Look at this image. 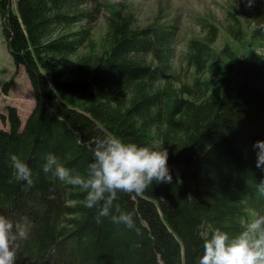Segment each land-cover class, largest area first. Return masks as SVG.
Masks as SVG:
<instances>
[{
    "label": "trees",
    "instance_id": "obj_1",
    "mask_svg": "<svg viewBox=\"0 0 264 264\" xmlns=\"http://www.w3.org/2000/svg\"><path fill=\"white\" fill-rule=\"evenodd\" d=\"M227 12L220 48L213 21L187 41L182 59L193 77L179 83L174 23L137 25L131 7L107 0H0L14 76L24 70L35 99L23 128L16 107L1 116L8 129H0V215L28 230L15 264H197L214 229L231 238L264 215L253 149L264 141V0L240 16L235 7ZM101 16L98 41L91 27ZM105 136L138 146L158 141L173 182L118 193L98 223L86 193L42 166L54 154L86 177L89 147ZM11 155L31 169V187L15 178ZM116 206L135 213L139 235L112 221Z\"/></svg>",
    "mask_w": 264,
    "mask_h": 264
},
{
    "label": "clouds",
    "instance_id": "obj_2",
    "mask_svg": "<svg viewBox=\"0 0 264 264\" xmlns=\"http://www.w3.org/2000/svg\"><path fill=\"white\" fill-rule=\"evenodd\" d=\"M253 3L254 0H247L246 6L251 8ZM159 149L158 141H153L151 146H138L115 136L96 137L89 147L93 160L88 165L86 177L73 175L54 154L45 157L42 171L50 173L52 179L85 192L84 206L96 209L99 223L102 217L110 216L118 193L139 195L154 182H173L168 168V151ZM253 149L256 150L255 166L264 174V141H257ZM10 161L15 178L31 187L32 173L28 165L16 155H11ZM257 191L264 195V178L257 185ZM116 211L119 215H112V221L135 229L139 235L140 229L136 228L133 219L135 213L120 211L118 206ZM27 239L28 230L24 223L0 215V264H15L17 241ZM197 264H264V215L257 213L238 235L231 238L227 232L214 229L203 242V254Z\"/></svg>",
    "mask_w": 264,
    "mask_h": 264
},
{
    "label": "rangeland",
    "instance_id": "obj_3",
    "mask_svg": "<svg viewBox=\"0 0 264 264\" xmlns=\"http://www.w3.org/2000/svg\"><path fill=\"white\" fill-rule=\"evenodd\" d=\"M16 0H13L15 3ZM113 3L128 5L135 13L136 24L145 26L153 21L172 24L178 27L176 38V53L173 60V70L179 83H189L193 77V68L188 67L182 59L186 51V43L191 38L203 36V26L208 21H213L220 28V37L216 47L220 48L225 39L224 28L230 23L227 9L235 7L239 16L243 13L247 0H107ZM248 15V14H247ZM159 17L160 19H157ZM249 18V15L248 17ZM96 40L106 31L105 17L101 16L91 27ZM70 64L74 57L69 59ZM6 38L3 33L0 19V129H8L4 124L2 115L7 114V107H16L22 121V128L28 118V112L34 107V94L25 74L21 69L16 76ZM14 77V78H13ZM13 79L10 89L5 93L2 87Z\"/></svg>",
    "mask_w": 264,
    "mask_h": 264
},
{
    "label": "water",
    "instance_id": "obj_4",
    "mask_svg": "<svg viewBox=\"0 0 264 264\" xmlns=\"http://www.w3.org/2000/svg\"><path fill=\"white\" fill-rule=\"evenodd\" d=\"M177 176H178V180H179L181 187L186 188V184L183 180L182 174L179 172L178 169H177Z\"/></svg>",
    "mask_w": 264,
    "mask_h": 264
},
{
    "label": "crops",
    "instance_id": "obj_5",
    "mask_svg": "<svg viewBox=\"0 0 264 264\" xmlns=\"http://www.w3.org/2000/svg\"><path fill=\"white\" fill-rule=\"evenodd\" d=\"M31 112V110H29V112L28 113H30Z\"/></svg>",
    "mask_w": 264,
    "mask_h": 264
}]
</instances>
